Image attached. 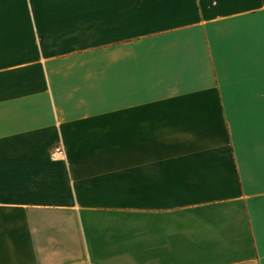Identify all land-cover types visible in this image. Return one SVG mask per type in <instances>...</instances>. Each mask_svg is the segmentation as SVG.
<instances>
[{
    "label": "crops",
    "instance_id": "obj_1",
    "mask_svg": "<svg viewBox=\"0 0 264 264\" xmlns=\"http://www.w3.org/2000/svg\"><path fill=\"white\" fill-rule=\"evenodd\" d=\"M0 264H264V0H0Z\"/></svg>",
    "mask_w": 264,
    "mask_h": 264
},
{
    "label": "built area",
    "instance_id": "obj_2",
    "mask_svg": "<svg viewBox=\"0 0 264 264\" xmlns=\"http://www.w3.org/2000/svg\"><path fill=\"white\" fill-rule=\"evenodd\" d=\"M66 158H67L66 151L62 145L56 146L50 155V159L53 162L65 161Z\"/></svg>",
    "mask_w": 264,
    "mask_h": 264
}]
</instances>
